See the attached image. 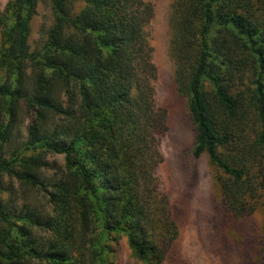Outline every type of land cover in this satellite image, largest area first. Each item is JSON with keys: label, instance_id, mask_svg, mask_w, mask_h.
I'll list each match as a JSON object with an SVG mask.
<instances>
[{"label": "trees", "instance_id": "trees-1", "mask_svg": "<svg viewBox=\"0 0 264 264\" xmlns=\"http://www.w3.org/2000/svg\"><path fill=\"white\" fill-rule=\"evenodd\" d=\"M39 2L0 10V264H114L123 238L143 264H166L179 226L157 173L167 113L147 33L154 7L50 0L53 24L32 50ZM171 28L193 154L215 167L222 213H259L264 237V0H175ZM49 154L65 157L54 183ZM14 184L45 202L17 210Z\"/></svg>", "mask_w": 264, "mask_h": 264}, {"label": "rangeland", "instance_id": "rangeland-1", "mask_svg": "<svg viewBox=\"0 0 264 264\" xmlns=\"http://www.w3.org/2000/svg\"><path fill=\"white\" fill-rule=\"evenodd\" d=\"M8 0H0V10ZM154 17L147 28L157 68L156 103L167 113V132L162 137L163 161L158 167L161 190L168 196L173 217L179 226L176 240L166 264H264L262 215L242 220L225 216L220 210V192L214 182L215 167L204 155L193 154L195 127L185 97L178 91L172 57L171 13L175 0H148ZM53 24L50 0H40L32 23L31 49H39ZM28 121L17 132L19 140L27 137ZM49 166L43 173L46 181L57 182L64 173L65 157L48 155ZM6 186L11 188L9 179ZM23 191L18 184L8 197L17 209L35 201L45 202L44 195ZM50 210V206L47 205ZM114 264H143L136 259L123 238L115 245Z\"/></svg>", "mask_w": 264, "mask_h": 264}]
</instances>
